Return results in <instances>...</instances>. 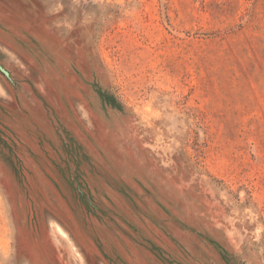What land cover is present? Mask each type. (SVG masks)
<instances>
[{
  "label": "rangeland",
  "instance_id": "rangeland-1",
  "mask_svg": "<svg viewBox=\"0 0 264 264\" xmlns=\"http://www.w3.org/2000/svg\"><path fill=\"white\" fill-rule=\"evenodd\" d=\"M0 264H264V0H0Z\"/></svg>",
  "mask_w": 264,
  "mask_h": 264
}]
</instances>
